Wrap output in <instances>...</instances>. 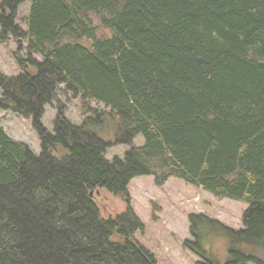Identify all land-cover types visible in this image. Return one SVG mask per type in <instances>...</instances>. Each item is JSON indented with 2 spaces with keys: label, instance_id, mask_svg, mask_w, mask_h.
Listing matches in <instances>:
<instances>
[{
  "label": "trees",
  "instance_id": "16d2710c",
  "mask_svg": "<svg viewBox=\"0 0 264 264\" xmlns=\"http://www.w3.org/2000/svg\"><path fill=\"white\" fill-rule=\"evenodd\" d=\"M25 1L0 0V44L15 40L21 66L0 71V111L31 119L40 152L0 125V264H157L134 238L127 186L142 175L247 205L238 229L189 215L196 264H264V0H30L23 28ZM60 85L108 111L74 124L58 103L49 132ZM107 118L112 139L97 134ZM114 144L129 148L108 160ZM99 188L126 210L101 218ZM213 232L224 262L202 250Z\"/></svg>",
  "mask_w": 264,
  "mask_h": 264
},
{
  "label": "rangeland",
  "instance_id": "374dc122",
  "mask_svg": "<svg viewBox=\"0 0 264 264\" xmlns=\"http://www.w3.org/2000/svg\"><path fill=\"white\" fill-rule=\"evenodd\" d=\"M29 6L30 0H26L18 7L16 22L23 28L25 27L23 18ZM16 48V42L12 39L0 44V71L5 75L14 76L21 71V66L13 56ZM20 54L25 55V51L21 50ZM59 88L57 100L53 101V105L44 106L41 117V123L51 133L56 116L55 106L58 103L63 105L65 117L74 124H80L91 114L86 111V106L98 112L108 111L102 104L85 102L82 97L64 91V85H60ZM0 125L9 136L27 144L35 154H39L40 142L30 118L20 116L11 110H1ZM113 129L114 126L107 118L105 126L103 125L97 134L103 139H112ZM142 142L141 135H137L133 141L135 145ZM128 148L129 146L124 144L110 145L104 156L108 160L114 156L122 158ZM127 191L129 205L144 225L142 231L134 233V238L155 255L157 264H196L203 261L199 255L184 245L185 240H193L189 234L190 214H203L225 226L238 229L242 226L241 214L247 207L241 201L229 198L216 199L211 193L176 177H169L162 185H156L151 175L136 176L129 181ZM93 200L101 218L114 217L127 208L123 195H114L103 188L94 192ZM201 238L202 250L224 262L227 258L226 240L215 232Z\"/></svg>",
  "mask_w": 264,
  "mask_h": 264
},
{
  "label": "water",
  "instance_id": "95a60500",
  "mask_svg": "<svg viewBox=\"0 0 264 264\" xmlns=\"http://www.w3.org/2000/svg\"><path fill=\"white\" fill-rule=\"evenodd\" d=\"M92 193L90 192V195H91Z\"/></svg>",
  "mask_w": 264,
  "mask_h": 264
}]
</instances>
